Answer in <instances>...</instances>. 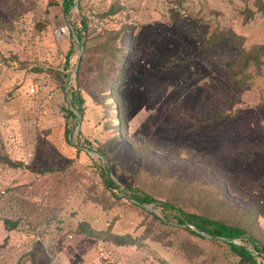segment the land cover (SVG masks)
Returning a JSON list of instances; mask_svg holds the SVG:
<instances>
[{"label": "rangeland", "instance_id": "1", "mask_svg": "<svg viewBox=\"0 0 264 264\" xmlns=\"http://www.w3.org/2000/svg\"><path fill=\"white\" fill-rule=\"evenodd\" d=\"M62 1L0 0V264H238L155 222L172 217L156 203L116 198L101 170L127 194L264 229V79L232 83L235 49L216 42L264 45V0Z\"/></svg>", "mask_w": 264, "mask_h": 264}, {"label": "trees", "instance_id": "2", "mask_svg": "<svg viewBox=\"0 0 264 264\" xmlns=\"http://www.w3.org/2000/svg\"><path fill=\"white\" fill-rule=\"evenodd\" d=\"M63 10L67 12L72 6L75 5L74 0H63ZM260 12H264V2L258 6ZM246 14L248 17H253L256 13L247 9ZM83 23V21H82ZM76 36L78 41L83 44L81 39L84 38L81 33V29L76 28ZM220 38L226 39L231 47L235 49V54L227 61L224 62V66L227 68L229 78L236 86L242 87L248 85L253 81L255 77L264 79V45L253 46L250 49H245L243 46V38L236 35L233 30L228 33H223ZM120 67L114 68L113 73L117 76ZM116 77H114L115 79ZM75 99V96H73ZM114 98H112L113 100ZM71 106L73 101H71ZM78 114H82L81 110L77 107ZM116 112V111H115ZM117 113V112H116ZM70 116H75L74 112L68 110ZM71 130V129H69ZM101 175L105 181L106 187L113 191L116 198L127 199L131 203L138 207L143 208V205L156 203L164 210H168L172 213V217L168 214H164L161 217L151 212L152 219L160 224H169L170 219L175 220L174 224L183 226L187 231L197 236H208L210 239L219 241L228 246L233 255L238 257V264H264V229H259L258 235L250 233L247 229L239 224L228 223L219 218L211 215H203L194 210H185L182 207H178L169 201H158L149 194L136 193L132 189L128 194L122 191L117 186L113 179L108 175L106 170H101ZM257 217L260 215L256 210ZM246 214V213H244ZM257 219L256 215L252 218ZM253 218V219H254ZM83 231L89 236H105L106 239L114 241L116 244H129V243H142L139 238H133L131 235H120L112 233L110 231H97L92 229L88 225H84ZM240 239L242 243H236L234 240ZM261 258V260H257Z\"/></svg>", "mask_w": 264, "mask_h": 264}]
</instances>
